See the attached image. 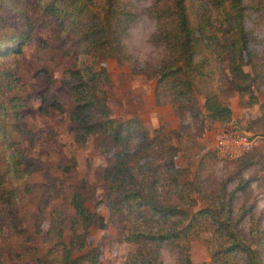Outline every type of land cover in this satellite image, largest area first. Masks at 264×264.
Here are the masks:
<instances>
[{"label": "trees", "instance_id": "trees-1", "mask_svg": "<svg viewBox=\"0 0 264 264\" xmlns=\"http://www.w3.org/2000/svg\"><path fill=\"white\" fill-rule=\"evenodd\" d=\"M165 4L172 10L174 20L155 33L166 50L165 57L151 71L156 76V102L165 95L182 120L189 116L196 122L197 133L205 129L208 120L235 125L237 119L228 99L235 94L243 104L254 105L257 101L254 78L261 70L253 49L248 46L250 40L254 41V33L245 26L244 0H171ZM132 14L127 0L102 3L96 0H0V116H17L20 97L12 90L19 87L18 55L33 39L36 30L48 28L58 47L73 58L63 83L73 98L70 127L74 140L84 142L90 135H97L103 151L106 144L114 148L113 158L101 174L108 184V200L115 222L117 215L131 222L123 236V240L133 245L127 264H152L158 241L180 237L183 231L189 235L191 227L201 228L203 222H208L207 226L217 237L211 259L204 264L221 261L264 264L260 247L264 243V229L253 246L235 225L230 205L222 204L225 187L217 197L221 206L198 209L185 224L179 225L180 219L173 226L174 218L185 216L180 205L189 204L191 199L184 189L186 182L181 181L185 168L176 163L179 147L169 142L170 133L154 129L151 134L139 116L120 121L111 115L109 73L104 66L95 68L93 64L110 57L119 63H130L123 37ZM244 61L250 64L251 72L243 68ZM198 94L204 96L203 107L198 102ZM42 99L50 100L44 94ZM57 102L52 95L47 104ZM262 117L264 112L258 110L254 121ZM256 127L264 129V125ZM9 132L0 120L2 139H10ZM169 132L178 133V130L173 128ZM11 144L12 140L6 146L17 155V148ZM13 154L12 161L15 160ZM252 159L246 153L236 156V166L243 168ZM9 167L16 169L14 163ZM93 195L86 178H81L74 186L69 203L80 229L74 227L69 240L63 236L64 215L53 209L49 226L42 232L55 240L37 264L98 263L99 246H90L87 238L92 225L104 227L106 223L87 207V200ZM148 214L168 227L151 232L144 225ZM74 251L81 253L74 254ZM0 264L11 263L0 259ZM187 264H193L189 258Z\"/></svg>", "mask_w": 264, "mask_h": 264}, {"label": "rangeland", "instance_id": "rangeland-1", "mask_svg": "<svg viewBox=\"0 0 264 264\" xmlns=\"http://www.w3.org/2000/svg\"><path fill=\"white\" fill-rule=\"evenodd\" d=\"M96 1L102 3L104 0ZM170 1L127 0L133 14L123 42L130 54V63H119L110 57L93 65L95 68L102 65L109 73L112 86L108 102L114 118L123 121L139 116L151 134L154 129L170 133L169 142L180 149L176 163L185 168L181 181L186 182L184 189L191 199L189 204L180 205L184 218H174L172 225L176 226L180 219L178 224H185L194 211L203 207L221 206L217 197L225 187L222 204L230 205L235 225L255 246L257 236L264 229V129L256 127L264 125V117L254 121L258 110L264 112V0H244L245 26L254 33V41L250 40L248 46L253 49L261 68L254 78L257 101L247 106L238 95L228 99L237 119L236 130L245 131L256 139L255 146L244 152L253 159L243 168L236 166V157L218 153L215 144L218 132L209 131L210 125L197 133L196 122L189 116L182 120L165 95L159 97V102L155 100L156 76L151 71L166 55L165 45L155 33L174 20L172 10L165 4ZM57 43L48 28H39L33 39L24 45L23 52L18 55L19 87L12 90L20 97L17 99L18 114L0 116L10 131L8 140L13 141L10 146L17 148V155L13 154L6 146L10 141L0 135V259L11 264H37L55 240L42 232L49 226L54 210L64 215L63 236L69 240L73 228L80 229L69 203L70 195L81 178H86L94 191L92 198L87 200V207L96 211L98 219L106 223L104 227L92 225L87 238L90 246H99L97 264H127L133 245L123 240V236L131 222L119 215L118 224L115 222L108 200V184L101 174L112 160L114 148L106 144L103 151L97 135H90L84 142L74 140L70 127L73 98L63 83L73 58ZM243 68L251 72L248 62L244 61ZM43 94L50 98L47 102L55 96L58 104L48 105L42 99ZM203 100L204 96L198 94L202 107ZM43 105L44 110L41 109ZM173 128L178 133L169 132ZM11 154L15 156L13 161ZM12 162L16 169L9 167ZM162 198L165 199L163 195ZM144 220L151 232L168 227L153 215H146ZM207 225L208 222H203L201 228L191 227L189 235L183 231L180 237L158 241L152 264H187L188 258L193 264L207 263L217 239ZM263 246L264 243L260 246L264 257ZM219 264L234 262L221 261Z\"/></svg>", "mask_w": 264, "mask_h": 264}, {"label": "built area", "instance_id": "built-area-1", "mask_svg": "<svg viewBox=\"0 0 264 264\" xmlns=\"http://www.w3.org/2000/svg\"><path fill=\"white\" fill-rule=\"evenodd\" d=\"M215 144L221 155L236 157L252 149L256 144V139L245 131L236 130L234 124L228 123L218 131Z\"/></svg>", "mask_w": 264, "mask_h": 264}, {"label": "crops", "instance_id": "crops-1", "mask_svg": "<svg viewBox=\"0 0 264 264\" xmlns=\"http://www.w3.org/2000/svg\"><path fill=\"white\" fill-rule=\"evenodd\" d=\"M234 116V115H233ZM208 125H210L209 131H214L216 130L217 132L220 131L224 127V125L228 124L227 122H221V121H207Z\"/></svg>", "mask_w": 264, "mask_h": 264}]
</instances>
